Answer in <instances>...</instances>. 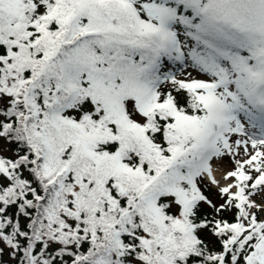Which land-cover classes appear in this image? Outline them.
Instances as JSON below:
<instances>
[{"label":"snow or ice","instance_id":"1","mask_svg":"<svg viewBox=\"0 0 264 264\" xmlns=\"http://www.w3.org/2000/svg\"><path fill=\"white\" fill-rule=\"evenodd\" d=\"M0 264H264V0H0Z\"/></svg>","mask_w":264,"mask_h":264},{"label":"rangeland","instance_id":"2","mask_svg":"<svg viewBox=\"0 0 264 264\" xmlns=\"http://www.w3.org/2000/svg\"><path fill=\"white\" fill-rule=\"evenodd\" d=\"M189 71H191L192 72V75L193 76H196L197 78H204V79L207 78V76L205 74H203V73H197L196 71H194L191 68L182 69L183 74L181 75V78H184L186 76L187 72H189ZM3 154L10 155L11 152L10 151H4ZM215 167L217 169H219L216 172L219 175L218 177L221 178L222 177V174H223V171L225 170V168H230L231 167V164L229 162L224 161L223 164H217V165H215Z\"/></svg>","mask_w":264,"mask_h":264},{"label":"trees","instance_id":"3","mask_svg":"<svg viewBox=\"0 0 264 264\" xmlns=\"http://www.w3.org/2000/svg\"><path fill=\"white\" fill-rule=\"evenodd\" d=\"M174 67H176V66H174ZM183 74V72H182V69L180 70V72H179V76H180V78H181V75ZM14 147V146H13ZM4 155H6V154H4ZM11 155V154H10ZM225 161L226 162H229L230 164H231V162L230 161H228L227 159H225ZM232 166V165H231ZM209 193H210V195L212 196V198L213 199H218V197L216 196V191H215V189L214 188H210L209 189ZM230 219H231V217H229ZM202 235L204 236V238L206 239V242H208V241H211L212 243H211V246L213 247V248H216V249H218L219 247H220V245H219V242L216 240V238L214 237V236H211V234L210 233H202ZM6 259H7V257H5Z\"/></svg>","mask_w":264,"mask_h":264},{"label":"bare ground","instance_id":"4","mask_svg":"<svg viewBox=\"0 0 264 264\" xmlns=\"http://www.w3.org/2000/svg\"><path fill=\"white\" fill-rule=\"evenodd\" d=\"M216 175H217V178H219V177H218L219 175L217 174V172H216Z\"/></svg>","mask_w":264,"mask_h":264}]
</instances>
